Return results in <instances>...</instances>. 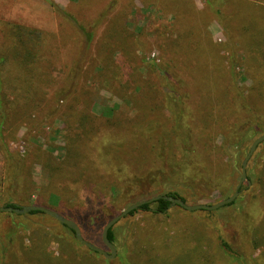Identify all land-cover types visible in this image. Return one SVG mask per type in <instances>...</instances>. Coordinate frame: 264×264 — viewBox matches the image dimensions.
<instances>
[{"label":"rangeland","instance_id":"rangeland-1","mask_svg":"<svg viewBox=\"0 0 264 264\" xmlns=\"http://www.w3.org/2000/svg\"><path fill=\"white\" fill-rule=\"evenodd\" d=\"M181 2L0 0V198L9 169L27 186L26 204L74 220L102 247L105 222L133 202L173 189L190 204L232 194L258 135L248 144L244 138L264 126V67L256 63L264 60V0H231L202 17V0ZM185 6L198 17L199 38L220 56V71L201 62L206 56L187 60L185 46L174 45L190 18ZM247 28L263 31L253 54ZM229 58L246 104L234 101L235 91L221 99L198 83L208 77L216 86V78L228 88ZM180 106L191 131L178 125ZM188 134L208 178L177 184L166 179L167 161L180 159L178 143ZM165 139L174 147L161 156ZM151 173L158 177L149 180ZM239 189L232 204L216 209L174 204L157 212L152 201L125 214L110 227L111 259L79 246L48 214L0 211V264H264V140Z\"/></svg>","mask_w":264,"mask_h":264},{"label":"trees","instance_id":"trees-1","mask_svg":"<svg viewBox=\"0 0 264 264\" xmlns=\"http://www.w3.org/2000/svg\"><path fill=\"white\" fill-rule=\"evenodd\" d=\"M229 1H231V0H226L225 2H224V0H202V2L205 4L206 8H204V9L202 8L201 10H198L197 11V15L198 16L200 15L202 17L209 10H213L214 12L219 14L220 8L216 9L215 7L216 6H220L221 4L228 3ZM182 3H183V0H182V2L179 5L181 6ZM186 9H187V7L183 8L184 11ZM187 11H188V17L192 16V13L190 12V10L187 9ZM187 11H186V13H187ZM197 19H198V17H197ZM197 19L196 20H192V17L186 18V22L185 23H188V24L184 25L183 28H181V32L179 31L178 35L175 36V38H173L174 39L173 40L174 45L178 46V47L179 46H185L186 51L184 53L186 55L185 57H187V60H189V59H191V60L193 59L194 60V58L195 59H199L200 55H202L201 57L206 56L208 58V62H205V61H201V62L207 63L206 66H209L208 63L211 62L213 67L215 68V70L220 71V66H219L220 65V62H219L220 61V56H218V53H215L216 49H215V51H213V49H212V51L209 49L210 47L206 44V42H208V41L207 40H206V42L203 41V40H205V38H199L200 37V32L202 31V29L200 28V30H199V24L196 23L198 21ZM200 22H201L202 25H204L205 20L201 19ZM226 30H227L228 34H230V32H231V34L232 33H234V34L236 33V35H238V33H241L240 28H238V30H237V28H233V29L226 28ZM244 33H246L250 37H252V40H249V43H250V51L253 54V50L255 51V48L259 49V48H257L256 45H261V40H259V38H256V37H258L260 34H262L263 31L260 30L259 32H257V29H256V31H252V30H249L247 28V29H244ZM196 36H197V39H195ZM259 51L261 52L262 57H264V49H259ZM254 57H256V56H254ZM229 59H230L229 60V65H230V69H229L230 76H229V79L231 80V82L229 81L230 83L228 85V88L222 87V89H219L220 87H217L218 83L216 81V78H215V82L217 84L216 86L213 84V80H210L208 82H206L204 80V79H206L208 77H205L204 79H199L198 83L201 84V86L202 85H209L207 87H209V88H211L210 86L214 87L212 89L213 92L217 93L216 96H219V98H221V99H224L223 95L226 96L228 94V91H229V93H231V95H232V92L235 91L236 95H233L234 101H236L237 100L236 98L239 96V97H241V100H239V101L241 103L246 104L247 101H249L248 98L244 97L241 92L238 93V91L236 89V85L233 82L234 80H233V73H232L231 63L234 62V59H232V58H229ZM256 63L257 64H261L262 68L264 67V60L263 61L261 60V62L256 60ZM166 75L168 76L169 74L166 72ZM210 77H212V76H209V79H210ZM179 81L184 83V81L181 80L180 78H179ZM0 91H1V88H0ZM178 100H179L178 98H174L173 96L168 94L167 101L171 105H173V103H175ZM177 103H178L177 105H180L179 101ZM180 103H181V101H180ZM1 107H2V98H1V93H0V108ZM188 115H189L188 114V109H184V108L181 107V109H179L178 112H177V122H178V125H179L180 128L185 129L186 131H191V130H189L188 123H187ZM4 120L5 119L2 120L0 118V143H2V144L4 143L3 142L4 141V137H3V127H4L3 126L4 125L3 122H4ZM262 123L263 122H259V124H256L255 130H254L255 132H253V134H250L247 139L244 138V142L246 141V143L248 144L253 139V137H255L256 135L262 134V132L264 130L263 129L264 126L262 125ZM248 126H249V122H245L243 124V126H242V131L245 132V130L248 128ZM193 139H194V137L192 138V136H190V134H188V135L182 137V139H180V141L178 143L179 144L178 148H179V150H181L180 152H182V154H181L182 156H180V159H178V160L177 159L173 160V158H172V160H170V164L169 165H168V161H167V166L170 167V169L172 170L171 171V175H167V177H166L167 180L175 181V183H177V184H182V183H186L188 181L189 182H193L196 179H199L200 181H203L206 178H208V176L206 175V170L202 166L200 153H198L200 148L197 145H195V143H193ZM163 142H164V144L161 147V152H162L161 156L167 155L168 153L171 155V152H169V151L174 147L173 146V142L171 143L167 139H165ZM225 143H227L228 145L230 144L229 140L225 141ZM235 143H236V141H235ZM246 147L247 146H245V148ZM189 152H193V154H189ZM188 166H191V168L193 170L188 171ZM10 169H11V167H10ZM7 171H6V174L4 175L3 181H2L5 184H2V187H3L2 191L4 193H3L2 197L0 198V201H1L0 205L20 206L21 204H26L27 203V199H26V196L24 195V190H27V186L23 183L24 180L17 179L16 176H14V174H12L10 172L11 170L9 171V169H8ZM148 177H149V180H150V178L151 179H156V177H158V176L155 177V174L151 173V174L148 175ZM138 178H140V177H138ZM139 180H144V178H141ZM241 193H242V191L239 189V194H241ZM161 194H166V195H170V196H173V197H178V198H180L183 201L188 203L186 198L184 196H182L179 193V191H177V190H174V189L173 190H169V191L167 190V191H165L164 193H161ZM154 202L156 203V211L157 212L164 211L169 206V201L166 200V199H163V198H158V199L154 200ZM233 202L234 201H231L230 203L225 204L223 206L230 205ZM148 205H149V203H144L141 206H139L138 208L139 209H148ZM175 205L178 206V207H181V206H179L177 204H175ZM136 209L131 210L129 212V214H133L136 211ZM9 212H11V211H9ZM29 213L32 214V213H43V212L39 211V210H32ZM59 223L62 226L66 227L71 232V234L73 235V238L79 244V246H83L85 248H88V247H86L85 245L81 244L80 242H78L76 240L74 232H73V230L71 228H69L68 226H66L65 224H63L61 222H59ZM100 225H99V227H100ZM0 231H2V230L0 229ZM6 233H3V234H6ZM107 236H108V239L113 243L115 237H114V234H113V231L111 230V228H109ZM223 245H226L224 241H223ZM88 250H91V251L95 252L96 254H99L97 251H94V250H92L90 248H88Z\"/></svg>","mask_w":264,"mask_h":264},{"label":"water","instance_id":"water-1","mask_svg":"<svg viewBox=\"0 0 264 264\" xmlns=\"http://www.w3.org/2000/svg\"><path fill=\"white\" fill-rule=\"evenodd\" d=\"M263 140H264V133L258 135L251 142L249 149H248L245 157L243 158V160L241 162V178L239 179V181H238L234 191L232 192V194H230L226 198L220 199V200L216 201L215 203H211V204H206V203L190 204V203L183 201L182 199H180L178 197H173V196L166 195V194H157V195H154V196L149 197V198L138 200L136 202H133V203L127 205L119 213L115 214L109 220H107L105 222V224L103 225L102 230H101L102 247L88 241L87 239H85L82 235V232H81L80 227L77 224V222H75L74 220L60 214L59 212H57L53 209H50L48 207H45L43 205H39V204H23L20 206L0 205V211H12L15 213H20V214L21 213H27V212H30L32 210L42 211L43 213L48 214L49 216L55 218L59 222L65 224L66 226L71 228L73 230L75 238L78 242H80L81 244L85 245L86 247H88L94 251H97L98 253L102 254L105 258L111 259L115 256L116 249L113 246L112 242L108 239L107 234H108L109 228L118 219L123 217L125 214L129 213L131 210L138 208L139 206H141L144 203H150V202H152L158 198H163V199H166L169 201V206L177 204L186 210H195V209H216L220 206H223V205L228 204L231 201H233L239 195V187L242 184L243 180L246 178L247 161L250 158V156L253 153L256 146ZM248 184H249V182H248Z\"/></svg>","mask_w":264,"mask_h":264}]
</instances>
